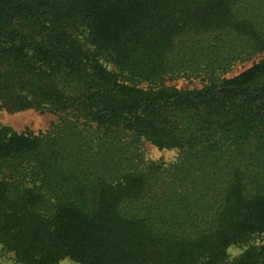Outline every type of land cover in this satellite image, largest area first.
I'll list each match as a JSON object with an SVG mask.
<instances>
[{
	"label": "trees",
	"instance_id": "16d2710c",
	"mask_svg": "<svg viewBox=\"0 0 264 264\" xmlns=\"http://www.w3.org/2000/svg\"><path fill=\"white\" fill-rule=\"evenodd\" d=\"M264 0H0V250L19 264H264ZM198 80L201 87L176 88ZM144 142L177 150L152 162Z\"/></svg>",
	"mask_w": 264,
	"mask_h": 264
},
{
	"label": "rangeland",
	"instance_id": "374dc122",
	"mask_svg": "<svg viewBox=\"0 0 264 264\" xmlns=\"http://www.w3.org/2000/svg\"><path fill=\"white\" fill-rule=\"evenodd\" d=\"M264 58V51L249 61L239 63L233 66L231 71L226 75L228 77L235 76L245 69L250 68L253 64L257 63L260 59ZM176 88L193 89L201 87L198 80L189 82L186 80L175 81ZM57 120V115L51 113L46 108L16 110L10 106L4 105L0 102V125L10 128L12 131L21 133L38 134L49 130L51 125ZM142 151L145 158L152 162H159L169 164L173 162L177 155V150L174 149H159L149 142H144ZM264 246V234L257 236L244 246H231L227 250V263L236 259L248 247ZM0 264H19L16 262L14 256L0 250ZM59 264H75L74 262L65 259Z\"/></svg>",
	"mask_w": 264,
	"mask_h": 264
}]
</instances>
